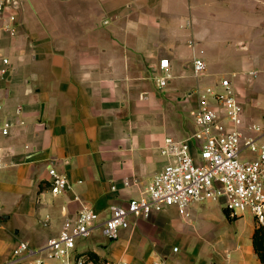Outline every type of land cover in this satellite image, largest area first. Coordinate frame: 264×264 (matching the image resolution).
Returning a JSON list of instances; mask_svg holds the SVG:
<instances>
[{"label":"crops","instance_id":"0c3cea01","mask_svg":"<svg viewBox=\"0 0 264 264\" xmlns=\"http://www.w3.org/2000/svg\"><path fill=\"white\" fill-rule=\"evenodd\" d=\"M18 1L19 32L3 40L13 68L0 115L15 125L9 135L0 134L6 161L0 170V261L21 240L40 247L59 235L64 220L84 203L104 218L111 204L146 195L167 163L160 152L164 138L183 139L197 129L191 112L201 104L198 89L229 78L246 123L259 116L257 123L264 124V88L254 87L264 67L244 64L242 74L233 71L232 77L222 71L216 65L220 50L207 49L208 36L198 30L194 14L204 7L202 17L197 13L201 19L244 21L235 47L245 50L248 27L264 26V0H188V13L173 9L180 0ZM195 55L207 64L200 76L192 68ZM163 58H169L173 74L164 87L157 81L164 74ZM51 166L67 176L71 190L51 192ZM224 204L193 202L188 216L170 206L133 218L115 239H101L99 230L78 239L75 252L96 253L100 262L90 260L93 264L121 259L153 264L158 255L168 264H262L252 239L255 217L250 213L252 220L240 227L238 215L222 216Z\"/></svg>","mask_w":264,"mask_h":264},{"label":"built area","instance_id":"2783aa9c","mask_svg":"<svg viewBox=\"0 0 264 264\" xmlns=\"http://www.w3.org/2000/svg\"><path fill=\"white\" fill-rule=\"evenodd\" d=\"M20 7L18 0H0V113L4 108L1 98L5 84L13 68L3 40L17 36ZM190 45L194 47L193 40ZM160 68L164 74L157 81L164 87L173 77L169 58L160 60ZM192 68L195 76L206 70L201 55L194 56ZM198 94L201 104L191 112L197 129L183 139L164 138L160 152L167 163L148 185L146 195L130 198L125 205L111 204L104 218L92 205L84 203L74 218L64 220L59 235L50 237L40 247L19 241L5 264H46V258L58 264H93L75 252L78 239L88 238L97 230L106 238L115 239L121 230L131 226L133 218L149 217L170 206L178 207L188 216V207L193 202L223 199L232 216L249 211L256 222H264V124L246 123L244 107L229 78L204 90L198 89ZM210 97L220 109L209 103ZM21 112L22 106H18L16 115ZM14 125V121L0 115L1 135H9ZM24 148L29 152L31 146L26 144ZM4 157L0 149V170L6 166ZM49 176L54 195L72 189L67 176L55 167L49 168ZM49 220L50 216L46 215L41 222L47 226ZM101 264L146 263L121 259ZM153 264L168 262L158 255Z\"/></svg>","mask_w":264,"mask_h":264},{"label":"rangeland","instance_id":"374dc122","mask_svg":"<svg viewBox=\"0 0 264 264\" xmlns=\"http://www.w3.org/2000/svg\"><path fill=\"white\" fill-rule=\"evenodd\" d=\"M183 3H181V6L179 5L178 2L173 3V9L177 10V12H186L188 13V10L186 6L188 5V0H180ZM245 1V0H242ZM200 10L201 14L200 16L202 17V11L204 10L203 8H198ZM198 10L194 12L195 17L198 16L196 19V25L198 30L201 31V33H206L207 41H205V45L207 46V49L212 50L214 46H216V49L218 48L219 54L222 56L220 57V60H217V66L224 72H227L230 77H232L233 71H236L235 73L241 75L242 70L244 68V64L247 65V68H254V69H261L263 68L262 59H264V26H259L256 28L255 25H250L246 31V35L250 38V45L249 48L245 50H239V48L235 47V35L237 30L239 28L245 27L244 26V21L242 24H236L229 19H226L225 17L221 16L220 18L212 17L208 19H201L199 17ZM230 14V13H229ZM231 15V14H230ZM162 35H167L165 31H162ZM211 40V41H210ZM10 56V55H9ZM247 56V61L243 62L244 57ZM11 58V56H10ZM260 71V70H259ZM263 79V80H262ZM254 87L256 89H262L264 88V71L260 73L259 77L256 78ZM218 90L222 91L221 87L217 88ZM213 104H216V101L212 100ZM254 121H251L252 123H257V121H260V117H255ZM246 121V117H245ZM249 122V123H251ZM259 123V122H258ZM250 155H254L253 153H250ZM220 201V200H219ZM223 201V199H222ZM225 205V204H224ZM226 207V206H225ZM222 216L224 218H229L225 211L221 212ZM249 211L245 212H239L237 213L240 221V227H246L248 223L252 220L251 216L249 215ZM243 215V216H242ZM241 216V217H239ZM180 217V215H179ZM231 219V218H229ZM233 220V219H231ZM98 236H100L98 234ZM101 239H105L106 237L100 236ZM92 238H89L90 240ZM107 239V238H106ZM87 240V239H85ZM175 243L182 248L181 244L177 239H175ZM86 247V246H83ZM181 253V251L179 252ZM178 253V254H179ZM11 256L8 255L4 257L1 261L0 264H5V262L8 260V258ZM199 258V256H198ZM199 260H197V263Z\"/></svg>","mask_w":264,"mask_h":264},{"label":"trees","instance_id":"16d2710c","mask_svg":"<svg viewBox=\"0 0 264 264\" xmlns=\"http://www.w3.org/2000/svg\"><path fill=\"white\" fill-rule=\"evenodd\" d=\"M225 213L231 219L236 218L237 216H232L228 208H224ZM253 245L256 254L258 255L259 259L261 260L262 264H264V222H256L254 231H253ZM85 256L88 260H94L96 263H99V256L96 253H89V254H80Z\"/></svg>","mask_w":264,"mask_h":264}]
</instances>
